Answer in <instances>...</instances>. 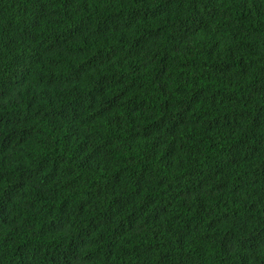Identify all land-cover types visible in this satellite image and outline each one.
Listing matches in <instances>:
<instances>
[{"label": "trees", "instance_id": "trees-1", "mask_svg": "<svg viewBox=\"0 0 264 264\" xmlns=\"http://www.w3.org/2000/svg\"><path fill=\"white\" fill-rule=\"evenodd\" d=\"M0 264H264V0H0Z\"/></svg>", "mask_w": 264, "mask_h": 264}]
</instances>
